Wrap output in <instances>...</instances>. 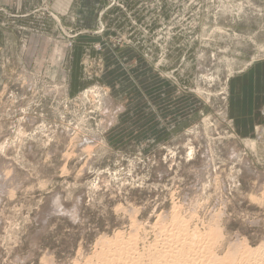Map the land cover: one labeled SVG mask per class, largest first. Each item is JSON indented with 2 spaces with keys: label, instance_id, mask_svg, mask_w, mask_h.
<instances>
[{
  "label": "rangeland",
  "instance_id": "374dc122",
  "mask_svg": "<svg viewBox=\"0 0 264 264\" xmlns=\"http://www.w3.org/2000/svg\"><path fill=\"white\" fill-rule=\"evenodd\" d=\"M263 60L264 0H0V264H264Z\"/></svg>",
  "mask_w": 264,
  "mask_h": 264
},
{
  "label": "crops",
  "instance_id": "0c3cea01",
  "mask_svg": "<svg viewBox=\"0 0 264 264\" xmlns=\"http://www.w3.org/2000/svg\"><path fill=\"white\" fill-rule=\"evenodd\" d=\"M230 87L229 109L236 132L253 135L259 133V126L264 131V60L233 77Z\"/></svg>",
  "mask_w": 264,
  "mask_h": 264
},
{
  "label": "bare ground",
  "instance_id": "6f19581e",
  "mask_svg": "<svg viewBox=\"0 0 264 264\" xmlns=\"http://www.w3.org/2000/svg\"><path fill=\"white\" fill-rule=\"evenodd\" d=\"M177 214H178V212L174 211L172 218L179 219L180 217ZM133 231H134L133 236H135L136 228ZM193 234L195 235L196 238L199 237L198 232H194ZM135 237H134V239H135ZM213 239L216 240L217 236L215 235L213 237ZM168 247H171V246H168ZM231 247H232V251H234L235 253H237V251L239 252V250H240L238 246H231ZM167 249L169 250V248H167ZM175 250L176 251H175L174 256H172V254H173L172 251H171L172 252V254H171L170 251H169V253H167V252H165V250L163 252L161 250H158L157 252H155V253H158V255L154 254L153 258L150 260V263H144L140 260L139 257L135 256L134 258L131 259L130 262H123L122 264H198L197 262H195V259L193 258V254H192L193 248H192L191 244L188 245V243H186V242H185V244H179V246L177 245L175 247ZM254 250H257V249H254ZM250 251L251 250L247 249L244 252H250ZM228 253L231 254L230 249H229ZM169 257L171 259H169ZM172 258H173V260H172ZM245 259H247V257H245ZM104 264H108V263L106 262Z\"/></svg>",
  "mask_w": 264,
  "mask_h": 264
}]
</instances>
